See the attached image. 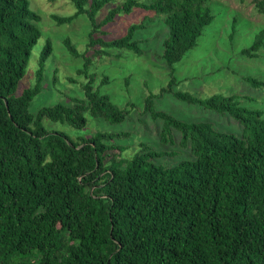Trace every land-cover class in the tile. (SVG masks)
Masks as SVG:
<instances>
[{"label":"trees","instance_id":"trees-1","mask_svg":"<svg viewBox=\"0 0 264 264\" xmlns=\"http://www.w3.org/2000/svg\"><path fill=\"white\" fill-rule=\"evenodd\" d=\"M70 1L76 14L53 19L58 25L81 15L90 20L83 53L65 43L83 60L77 72L85 77V97L33 113L53 45L48 40L41 53L35 84L16 95L42 37L41 16L28 0H0V264H264V114L242 107L236 96L200 99L175 90V65L215 20L208 0H126L99 23L98 12L116 0ZM254 5L264 15V0ZM136 8L164 16L169 28L163 60L170 80L145 98L143 114L163 121L158 138L177 149L156 151L140 142L126 154L116 140L130 133L99 132L75 142L46 129L45 119L83 129L87 114L114 124L126 120L128 110L101 92L110 77L98 83L92 69L95 58L111 56L108 50L143 53L135 39L142 24L113 40L102 30ZM263 48L264 31L242 53L253 58ZM167 93L234 117L243 136L159 111L154 98ZM184 152L188 157L175 165L158 162Z\"/></svg>","mask_w":264,"mask_h":264},{"label":"rangeland","instance_id":"rangeland-1","mask_svg":"<svg viewBox=\"0 0 264 264\" xmlns=\"http://www.w3.org/2000/svg\"><path fill=\"white\" fill-rule=\"evenodd\" d=\"M31 8L41 16L39 28L42 37L35 46L27 73L21 80L16 95L35 84L41 53L51 41L53 53L50 55L44 74V89L31 105L36 113L43 107H52L57 103L73 105L76 99H84L83 84L85 77L78 74L82 58L74 57L66 46L71 40L79 53H83L89 43L92 28L87 15H81L71 23L58 25L54 15L71 17L77 8L70 0H28ZM116 0L105 5L96 15L101 22L113 7L125 3ZM149 3L150 0H138ZM215 20L198 39V44L190 50L184 59L175 65L178 84L176 91L189 92L200 99L213 95L236 96L242 107L259 110L264 114V85H254L247 79L264 82V48L251 58L242 53L249 48L258 35L264 31V15L254 5V0H208ZM142 24L135 39L140 41L142 54L126 50H108L111 56L95 58L92 71L98 76V83L104 74L110 82L101 92L109 95L122 109L128 110V116L122 123H110L87 114V125L77 129L67 124L45 119L43 124L49 131L63 132L77 142L79 138H88L99 132L130 133L116 140L128 150L136 151L140 142L149 144L156 151L172 152L176 147L163 146L160 142L162 120H153L144 113L145 98L159 94L170 80V75L163 60V43L169 36L165 17L153 11L134 9L130 14L118 15L113 23L102 30L106 40L125 36L132 25ZM58 69V77L55 70ZM56 76L55 82L53 81ZM73 78L75 81H69ZM73 100V101H72ZM156 109L166 112L179 120L209 122L221 133L243 136L244 126L232 116L223 115L199 105L184 103L172 94L154 98ZM159 137V138H158ZM134 154V153H133ZM187 154L177 153L160 159L161 164H177Z\"/></svg>","mask_w":264,"mask_h":264}]
</instances>
